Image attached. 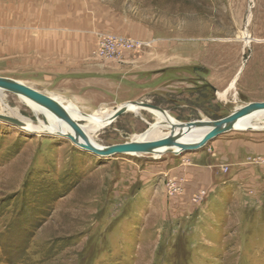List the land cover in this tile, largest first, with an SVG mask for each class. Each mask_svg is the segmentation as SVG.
Instances as JSON below:
<instances>
[{"label": "rangeland", "instance_id": "374dc122", "mask_svg": "<svg viewBox=\"0 0 264 264\" xmlns=\"http://www.w3.org/2000/svg\"><path fill=\"white\" fill-rule=\"evenodd\" d=\"M75 3H85L86 16L108 13L132 32L117 35L146 44L119 57L145 58L152 68L129 73L134 93L126 98L158 106L179 123L217 121L264 102V0H0V33H14L21 11L65 7L72 14ZM10 62L0 58V77L20 74ZM146 74L150 88L141 93L137 83ZM2 99L0 115L15 110L26 127L45 124L22 98L0 91ZM121 105L76 109L92 116ZM155 123L154 113L132 111L94 141L129 143ZM240 140H264V129L235 130L179 156L99 158L56 134L0 120V264H264V164L239 156L233 144ZM180 158L213 168L214 184L193 197L191 212L174 210L185 207L176 199L183 190L158 176L173 165L165 162ZM140 178L152 187L148 204L135 198Z\"/></svg>", "mask_w": 264, "mask_h": 264}, {"label": "crops", "instance_id": "0c3cea01", "mask_svg": "<svg viewBox=\"0 0 264 264\" xmlns=\"http://www.w3.org/2000/svg\"><path fill=\"white\" fill-rule=\"evenodd\" d=\"M75 5L78 7L72 10V14H65L64 7L61 10H46L42 14L25 10V13L21 11L15 15V25L18 26L15 27L14 33L9 36L5 34L4 37L0 33V58L9 60V63L12 60L16 73H20L8 79L21 82L66 106L75 108L76 105L94 108L112 103L123 105L130 101L135 102V98L125 97L126 94L134 93L135 80L129 73L135 69L142 72L151 71L150 62L145 58L133 60L127 53H123L119 60L112 61L94 56L96 37L99 33L131 34L132 32L124 28L128 25L113 23L108 13L103 15L97 9L95 17L86 16L87 10L85 12L83 9L85 3ZM79 7L82 11H77ZM133 34L143 36L142 31ZM144 76L146 78H140L137 83L141 86V93L150 88L149 75ZM129 88L131 91L127 92ZM238 142L240 143L233 145L240 149L239 156L264 158V140ZM184 160L180 158L165 162V165H173L158 173V176L164 174L168 181L176 182L183 190V194L176 199L181 198V202L183 199L187 205L174 209L176 212H191L193 197L201 191L210 190L214 184L212 165L199 161L187 165L183 164ZM140 181L143 184L142 190L135 198L148 204L154 198L150 200L151 197L145 192H150L152 187L147 189L144 187L145 181L141 178Z\"/></svg>", "mask_w": 264, "mask_h": 264}, {"label": "water", "instance_id": "95a60500", "mask_svg": "<svg viewBox=\"0 0 264 264\" xmlns=\"http://www.w3.org/2000/svg\"><path fill=\"white\" fill-rule=\"evenodd\" d=\"M0 91L16 95L23 100L34 104L42 112L41 115L46 124H48V121L44 115L45 113L54 117L60 124L62 123L67 127L66 131L56 133L57 136L70 140L78 148L99 158H112L117 155L153 156L157 154L165 155L168 153L179 156L182 153L196 152L218 137L235 131L234 124L241 119L264 112V102L250 103L235 110L228 117L217 121L201 120L189 123L172 122V127L180 130L179 135L176 137H168L152 141L132 140L129 143L121 145L102 147L93 144L86 137L80 127V121L73 117L72 110L58 100L46 96L21 82L2 77H0ZM132 106H138L141 110L150 111L152 113L158 112L162 115L168 116L167 112L158 106L143 102H128L114 109V113L109 119V122H113L123 115L130 113V108ZM79 113L81 112L79 111ZM83 115L86 116V114ZM0 120L22 129L25 128L24 123L10 117L0 115ZM194 127H208L209 131L197 143L184 144L179 142V139ZM176 148L179 151H176Z\"/></svg>", "mask_w": 264, "mask_h": 264}, {"label": "bare ground", "instance_id": "6f19581e", "mask_svg": "<svg viewBox=\"0 0 264 264\" xmlns=\"http://www.w3.org/2000/svg\"><path fill=\"white\" fill-rule=\"evenodd\" d=\"M250 20V19H249ZM247 35V33H246ZM150 46V44H147ZM237 79V77H236ZM235 79V81H236ZM235 81L231 84L230 88L234 86ZM227 95V92L220 95L221 98L225 99ZM26 101V100H24ZM30 105H32L34 108L37 109L39 113H42L34 104L30 103L29 101H26ZM0 105L2 108H4V101L0 102ZM68 107V106H67ZM8 108V107H6ZM72 110V115L75 118L79 119H85L88 121V125H80L82 131L85 133L86 137L95 145H97L94 141L95 135L101 131L107 123H109V119L114 113V110H108L106 108H103L99 111H97L95 114L92 116H84L81 115L77 112V109L75 107H69ZM9 109V108H8ZM11 110V109H10ZM134 111L136 115H140L141 109L138 106H132L130 108V112ZM16 114V111L13 110L10 112L6 117L13 118L15 120H18L22 123L26 122V120H23L21 118H18V116L14 115ZM154 115L156 116V123L151 125L150 129L144 134V135H136L133 140L137 141H152V140H158V139H165L168 137H176L179 135L180 130L175 129L172 127V122L173 123H178L175 122L174 120L170 119L168 116L162 115L158 112H153ZM13 115V116H12ZM47 118L48 124L43 123L42 125H34L32 123H28L27 127L25 125V130L29 132H34V133H49L52 135H55L58 132L66 131L67 127L64 124H60L59 121H57L54 117L51 115L45 113L44 114ZM75 118V119H76ZM77 120V119H76ZM235 130L238 131H245L249 128L252 129H264V112H260L258 114H254L252 116L246 117L241 119L240 121L236 122L234 124ZM209 131L208 127H194L192 128L189 132H187L185 135H183L180 139L179 142L184 143V144H193L199 142L202 137ZM176 151H179L177 148L175 149ZM161 154L153 155L154 156H159ZM145 156V155H144Z\"/></svg>", "mask_w": 264, "mask_h": 264}, {"label": "built area", "instance_id": "2783aa9c", "mask_svg": "<svg viewBox=\"0 0 264 264\" xmlns=\"http://www.w3.org/2000/svg\"><path fill=\"white\" fill-rule=\"evenodd\" d=\"M96 39L97 45L94 51V56L108 61L119 60L122 52H133L146 45L141 41L132 40L121 35L99 33ZM250 161L252 164H264V158L262 157H251Z\"/></svg>", "mask_w": 264, "mask_h": 264}]
</instances>
